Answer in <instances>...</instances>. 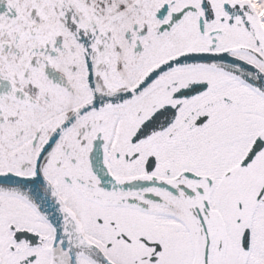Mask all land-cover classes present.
<instances>
[{
    "label": "snow or ice",
    "instance_id": "6c2138e0",
    "mask_svg": "<svg viewBox=\"0 0 264 264\" xmlns=\"http://www.w3.org/2000/svg\"><path fill=\"white\" fill-rule=\"evenodd\" d=\"M0 264H264V0H0Z\"/></svg>",
    "mask_w": 264,
    "mask_h": 264
}]
</instances>
